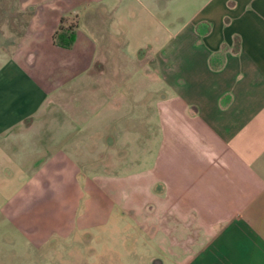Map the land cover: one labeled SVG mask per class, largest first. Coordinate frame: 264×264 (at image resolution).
I'll return each mask as SVG.
<instances>
[{
    "label": "crops",
    "instance_id": "1",
    "mask_svg": "<svg viewBox=\"0 0 264 264\" xmlns=\"http://www.w3.org/2000/svg\"><path fill=\"white\" fill-rule=\"evenodd\" d=\"M16 1L24 29L0 39V229L29 243L66 232L82 195L69 150L81 155L83 115L123 93L111 77L131 61L157 98L158 148L140 174L110 177L112 203L169 239L190 230L185 264H264V0ZM62 17L70 48L54 42Z\"/></svg>",
    "mask_w": 264,
    "mask_h": 264
},
{
    "label": "rangeland",
    "instance_id": "2",
    "mask_svg": "<svg viewBox=\"0 0 264 264\" xmlns=\"http://www.w3.org/2000/svg\"><path fill=\"white\" fill-rule=\"evenodd\" d=\"M189 3L190 0H161L160 4L161 7L169 4L178 12L179 9H193ZM26 15L19 10L16 0H0V39L4 41V34L11 31L15 38L10 40L15 43L16 36L24 29ZM134 66L129 61L120 69L118 78L111 77L122 86L123 93H111L101 105L83 115L85 119L82 120L81 133H85V137L82 140V153H76L75 147L69 150L70 155L79 161L82 195L74 219L67 223L66 232L29 243L21 240L10 225L5 224L0 229V264L188 263L189 258L184 252L192 246L190 237L193 233L189 235L190 230L181 233L180 241L175 239L172 230L169 239L165 237L168 234L163 233L164 229L162 234L155 232V218L143 220L136 207L127 209L114 205L110 198V177L124 178L132 173L140 174L158 148L155 133L159 120L157 98L145 100L146 97L150 98L145 92L150 90L151 82L144 79L142 74L138 75ZM96 77L100 82V77ZM119 85L115 89H120ZM75 99L81 102V91L76 93ZM143 100L145 102H141ZM56 102L57 106L52 112L61 114L69 108L62 94L56 98ZM113 104H120L121 108L114 109ZM85 121L87 124H84ZM77 126H81V123H75L70 130L73 136L76 135L73 141L79 139L80 129ZM118 127L126 130L121 131L123 140L116 147L117 136L113 134V129ZM54 139L59 144L63 138L57 136ZM131 192L130 187L123 189L125 196ZM165 229L170 230L167 224Z\"/></svg>",
    "mask_w": 264,
    "mask_h": 264
},
{
    "label": "trees",
    "instance_id": "3",
    "mask_svg": "<svg viewBox=\"0 0 264 264\" xmlns=\"http://www.w3.org/2000/svg\"><path fill=\"white\" fill-rule=\"evenodd\" d=\"M75 24L74 23H66V18L62 17L60 21V25L57 31L54 33V42L55 44L70 48L75 40Z\"/></svg>",
    "mask_w": 264,
    "mask_h": 264
}]
</instances>
